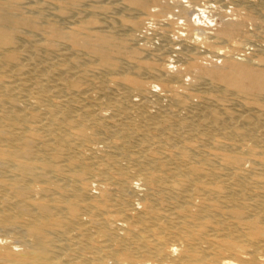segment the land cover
I'll return each instance as SVG.
<instances>
[{
	"label": "bare ground",
	"instance_id": "bare-ground-1",
	"mask_svg": "<svg viewBox=\"0 0 264 264\" xmlns=\"http://www.w3.org/2000/svg\"><path fill=\"white\" fill-rule=\"evenodd\" d=\"M171 14L0 0V264H264V36Z\"/></svg>",
	"mask_w": 264,
	"mask_h": 264
},
{
	"label": "rangeland",
	"instance_id": "rangeland-1",
	"mask_svg": "<svg viewBox=\"0 0 264 264\" xmlns=\"http://www.w3.org/2000/svg\"><path fill=\"white\" fill-rule=\"evenodd\" d=\"M161 1L169 2L172 5V12L174 14L173 20L183 22L182 20L185 21L186 18H189L193 21L194 20L197 21V19H199L200 20L199 24L203 22L201 23V26L202 24L204 25V23H207L203 27L208 28V31H207L208 33L212 32V30H210L209 28L215 29L218 27V25L220 26L221 25L220 21L233 19V20L244 21L245 33L247 34L253 33V34L258 35L257 37H254L255 38L254 42L259 41L260 35L264 36V13H261L255 7H252L250 4L251 0H215V1L214 0H181L184 3L185 7L187 8V13L186 12L183 13L181 8H179L177 5L176 6L174 5L175 0H166V1L161 0ZM253 12H256V13H253ZM173 14H171V17H170L171 19L173 17L172 16ZM169 15L170 14H168V17ZM175 15L176 17H178L177 19ZM180 16H183L186 18H180ZM235 18H238V19H235ZM211 22L213 25L215 24L216 26L215 25L213 26L212 24L210 25ZM248 47L251 49L250 50L248 49V51H245L242 53L240 52L239 58L241 55H242L241 58L242 57H251V58L256 57V55L254 54L255 51L254 49H252V48H255V46L249 45ZM222 62H223L222 60H219L218 63L222 64ZM204 63L211 65V62H208V61H204ZM184 77H185L184 80L187 79L186 81L188 82L193 79V78L190 79V77H193V75L190 73H186ZM188 78L190 80H188Z\"/></svg>",
	"mask_w": 264,
	"mask_h": 264
}]
</instances>
